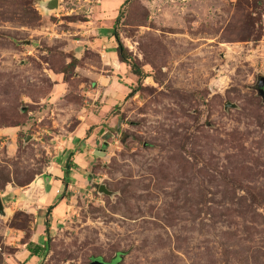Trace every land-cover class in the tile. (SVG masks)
Instances as JSON below:
<instances>
[{
  "label": "rangeland",
  "instance_id": "374dc122",
  "mask_svg": "<svg viewBox=\"0 0 264 264\" xmlns=\"http://www.w3.org/2000/svg\"><path fill=\"white\" fill-rule=\"evenodd\" d=\"M48 1L0 0V264L36 211V264H264V0Z\"/></svg>",
  "mask_w": 264,
  "mask_h": 264
},
{
  "label": "crops",
  "instance_id": "0c3cea01",
  "mask_svg": "<svg viewBox=\"0 0 264 264\" xmlns=\"http://www.w3.org/2000/svg\"><path fill=\"white\" fill-rule=\"evenodd\" d=\"M104 49V48H103ZM100 54L103 56L102 58L104 59H109L110 60V62L109 63H113L114 62V60H113V58H111V55L109 54V52H105L104 50H101L100 51ZM108 55V56H107ZM103 64H107V63H105L104 61L102 62ZM75 137H77V136H75ZM91 137L89 136L87 139H86V141H88L89 139H90ZM72 140V142H73V145H71V150H73L75 147H77V145H78V141H76V139H71ZM92 153L94 152V151H96L94 148L93 149H89ZM73 151H76V150H73ZM83 154H85L84 153V151H83ZM69 160H71V162H73L74 164H75V168L77 169H79V168H81L82 166L84 167V166H86V162H85V160H83V159H81V157H76V155H74V152H73V154H72V156H71V158H69ZM54 165H55V163L53 162V166H52V168H53V174L52 175H49V177L48 178H46V181H45V183H46V187L48 188L47 189V191L49 192V193H46L47 194V196L49 197V198H51V200H58L57 199V197H59V196H57L56 197V192L58 191V188H59V186L61 185V178L63 177V176H61V170H60V165H58V166H55L54 167ZM76 175L78 174L77 172L75 173ZM68 176H69V174H68ZM40 178V180L41 181H43L42 179H43V176L42 175H40L39 176ZM42 178V179H41ZM36 181V180H35ZM32 182H34V181H32ZM51 193V194H50ZM36 214H37V217H35V221H34V224L32 225V226H35V230H36V233L37 234H33V232H32V234H31V236L29 237V239H28V241H26L24 244H22V245H20V247L19 248H17V250H15L14 251V253H13V258L18 262V263H20V264H36V262H37V260L38 259H40L41 258V256H42V251L43 250H39L38 252H37V255H33V254H31L27 249H26V244L28 243V242H31V243H33V244H38V245H40L41 247H43V240H44V235H45V233H44V235H43V231H44V229H45V231H46V226L48 225V221L47 220H45V217H43V215L41 214V212H38V211H36ZM39 216V217H38ZM36 219H38V220H41V221H37ZM44 219V220H43ZM46 225V226H45ZM32 231V230H31ZM38 232H40L41 234H38ZM38 237V238H37Z\"/></svg>",
  "mask_w": 264,
  "mask_h": 264
},
{
  "label": "water",
  "instance_id": "95a60500",
  "mask_svg": "<svg viewBox=\"0 0 264 264\" xmlns=\"http://www.w3.org/2000/svg\"><path fill=\"white\" fill-rule=\"evenodd\" d=\"M57 5V1L56 0H50L47 2L46 4V8L47 9H51V8H55ZM264 79H261L257 85V89H258V92H259V95L261 96V98L263 99L264 101ZM103 145H105V141H103ZM95 155H102L103 153L100 152V151H94L93 152ZM98 191H102L104 193H106V189H104V186L102 184H100L98 186ZM0 214L3 215L4 214V209H3V206H2V203H1V199H0ZM85 264H102V261L99 259V258H95V259H91L88 263H85Z\"/></svg>",
  "mask_w": 264,
  "mask_h": 264
},
{
  "label": "trees",
  "instance_id": "16d2710c",
  "mask_svg": "<svg viewBox=\"0 0 264 264\" xmlns=\"http://www.w3.org/2000/svg\"><path fill=\"white\" fill-rule=\"evenodd\" d=\"M113 36H114V38H115V40H116V42H117V46H116V52H117V54H118V57L120 58V60L122 61L123 60V58L121 57V45H120V43H119V41H118V37H117V35L115 34V33H113ZM68 167H69V162H64L62 165H61V170H62V172H63V180L65 181L66 179V177H67V174H68ZM26 249L31 253V254H33V255H37V252L39 251V250H45V248L44 247H41L40 245H38V244H33V243H31V242H28L27 244H26Z\"/></svg>",
  "mask_w": 264,
  "mask_h": 264
},
{
  "label": "flooded vegetation",
  "instance_id": "af4514ba",
  "mask_svg": "<svg viewBox=\"0 0 264 264\" xmlns=\"http://www.w3.org/2000/svg\"><path fill=\"white\" fill-rule=\"evenodd\" d=\"M97 258H99V257H97ZM92 259H95V258H92ZM100 259V258H99ZM101 260V259H100ZM102 261V260H101ZM102 264H104V262L102 261Z\"/></svg>",
  "mask_w": 264,
  "mask_h": 264
},
{
  "label": "bare ground",
  "instance_id": "6f19581e",
  "mask_svg": "<svg viewBox=\"0 0 264 264\" xmlns=\"http://www.w3.org/2000/svg\"><path fill=\"white\" fill-rule=\"evenodd\" d=\"M5 210V209H4Z\"/></svg>",
  "mask_w": 264,
  "mask_h": 264
}]
</instances>
